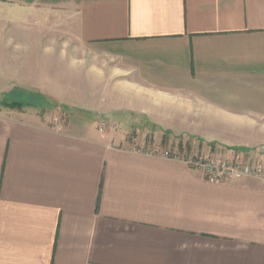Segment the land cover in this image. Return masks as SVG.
I'll list each match as a JSON object with an SVG mask.
<instances>
[{
	"label": "crops",
	"instance_id": "crops-1",
	"mask_svg": "<svg viewBox=\"0 0 264 264\" xmlns=\"http://www.w3.org/2000/svg\"><path fill=\"white\" fill-rule=\"evenodd\" d=\"M0 11L45 15L50 76L30 86L43 99L118 126L138 116L167 145L182 135L264 153V0H0ZM111 137L0 105V264H264V180L211 181Z\"/></svg>",
	"mask_w": 264,
	"mask_h": 264
},
{
	"label": "rangeland",
	"instance_id": "rangeland-1",
	"mask_svg": "<svg viewBox=\"0 0 264 264\" xmlns=\"http://www.w3.org/2000/svg\"><path fill=\"white\" fill-rule=\"evenodd\" d=\"M15 16L0 11V105L3 109L49 111L57 126L69 121L70 117L81 118V121L94 127L97 135L105 139L113 135L111 138L117 145L122 141V144L132 145L144 152H161L170 157L183 158L191 166L205 173L210 171L213 165L223 161L230 164H260L264 168V153L260 150L248 154H237L235 150L221 148L182 135L173 137L174 142L167 145V140L171 139V136L156 133L154 128L149 127L138 116L131 115L118 126L116 123L108 122L109 117L69 109L57 101L43 99L41 94L33 92L30 86H38L41 84L39 82H45L50 73L46 70L47 62L45 61L50 50L47 46H50L52 41L51 34L48 33L50 29L45 24V15L29 16L24 13L18 14L19 18ZM3 19L7 20L5 28H3L5 24ZM14 19L26 23L23 25L20 22L15 23ZM8 27L11 28L8 29ZM156 136L161 137L165 147L158 148V145H154Z\"/></svg>",
	"mask_w": 264,
	"mask_h": 264
},
{
	"label": "built area",
	"instance_id": "built-area-1",
	"mask_svg": "<svg viewBox=\"0 0 264 264\" xmlns=\"http://www.w3.org/2000/svg\"><path fill=\"white\" fill-rule=\"evenodd\" d=\"M205 174L207 175V178L209 180L215 182L245 176L255 177L264 180V168L260 164H230L228 162L223 161L213 165L210 171Z\"/></svg>",
	"mask_w": 264,
	"mask_h": 264
},
{
	"label": "trees",
	"instance_id": "trees-1",
	"mask_svg": "<svg viewBox=\"0 0 264 264\" xmlns=\"http://www.w3.org/2000/svg\"><path fill=\"white\" fill-rule=\"evenodd\" d=\"M14 102L19 104V102H16V101H14Z\"/></svg>",
	"mask_w": 264,
	"mask_h": 264
}]
</instances>
